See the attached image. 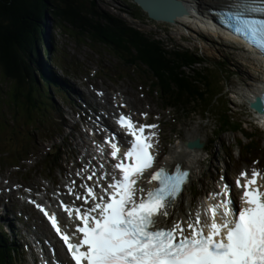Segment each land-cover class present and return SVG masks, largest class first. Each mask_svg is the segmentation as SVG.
Listing matches in <instances>:
<instances>
[{"label": "rangeland", "instance_id": "obj_1", "mask_svg": "<svg viewBox=\"0 0 264 264\" xmlns=\"http://www.w3.org/2000/svg\"><path fill=\"white\" fill-rule=\"evenodd\" d=\"M96 1L100 9L120 17V19L122 18L143 34L162 41L165 47H170V52L173 49L176 53L192 51L203 56L202 60L205 61V64L194 68L196 71L205 72L203 74L207 76L208 80L212 81H210V90H216V101L211 103L207 100L208 105H200L193 109L192 107L189 108L190 105L185 100L183 101L181 97H176L178 102L175 101L174 97H169L170 99L166 103L174 101L176 104H169V109H166L164 104L157 100L158 98L153 90L148 87V82L153 88L156 83L150 79L147 69L137 68L138 65L134 67L133 64L128 67L126 62L114 56L107 47L102 45L92 46L89 41L76 36L74 31L69 28L66 30L53 29L50 34V39L54 45L53 50L57 51L56 56L59 58L60 66L55 63L53 57L51 59L52 64L57 66L58 71H66L74 78L72 83L69 82V85L75 86L74 89L84 92L91 89V85L99 89L110 86L115 90V92L111 91L108 94L110 98H114L113 103H124L127 110L139 120L147 118V114L141 115L142 111L148 108L146 103H150L154 110H161L164 115L162 119L161 147L164 148L166 153L163 160L170 156L171 151L178 152L182 150L180 143L183 145V140L188 133L192 132V129L199 127L202 132L208 135L207 137L211 142L209 141L207 149L204 151V156H206L205 167L201 173L199 172L200 174L194 176L192 183L184 191V196L182 195L180 199L182 208L186 207L188 200L203 202L206 198L205 193L208 191L207 186L211 185L215 188L216 180L220 179L222 174H226L229 178L230 173L235 176L242 168L254 165L245 156L240 159L238 146L236 145L237 140H243L246 143L249 142L247 138L245 139L246 136L256 137L253 145L254 147L255 145L260 146V151H255V155L261 160V167L264 168V134L253 119H249V112L245 106L248 87H252L257 78H264L263 67L255 66L249 60L248 55L228 46H222V41L219 38L211 36L207 31L201 32L195 26L191 25L192 28H190L189 25H186L189 27H185L152 22L146 19L148 17L144 12L143 15L146 17L141 16V20L135 19L134 16L128 14L135 10L133 0ZM208 6L209 4H200V7ZM40 55L45 62L48 61L41 49ZM134 55L137 56L135 52ZM38 67L39 70L42 69L44 73L46 72L41 62H38ZM51 67L55 69L56 73L58 72L56 67ZM184 69L188 71V69ZM215 69H218L217 72ZM48 71L50 72V69ZM185 73L187 75V72ZM37 81L40 84L43 80H40L37 76ZM12 86L13 83L0 77V154L2 155L0 157V187L3 188H0V191L9 190L6 187L15 183L20 185L30 183L32 186L30 177L35 172H38V177L44 185L49 184L48 177H51L52 173V177L56 176V180L61 181V172L57 168L54 169L53 166L55 165L54 157L53 155L48 156V154L49 152L51 154L55 152L62 153L66 149L61 139V129L59 126L54 125L52 121L57 116L61 115L63 117L62 111L65 110L67 105H62L50 88H47L45 100L46 102L50 100L51 107L46 112H41L35 102L29 99L28 93V105H25V100L19 99V97H16L17 100L12 103L11 98L13 99V95H9L12 93ZM199 87L202 89V86ZM208 93L209 91H206L207 95ZM236 93L244 94L245 97L239 98ZM53 100L55 106L52 104ZM16 103H19L20 106H17ZM235 103L237 105L241 104V107L238 108L237 105H234ZM23 104L24 107H21ZM212 104H215V106L210 110ZM173 108L175 112L181 110L183 117H177L176 113L172 111ZM152 118L154 120V115ZM70 119L68 115H65L68 127L72 125ZM228 119L235 121L234 125ZM217 120H219L220 126L226 124V126L221 127L226 128L227 131L219 129ZM240 124L243 126L241 127ZM67 130L69 129H65V134ZM56 133H59L56 137L57 140L50 142L47 137L54 136ZM44 140L45 142L48 141L47 152H38L37 145L39 142H44ZM53 143L58 147L53 148ZM68 148L71 149V146ZM33 151L37 156L36 159H32L31 154ZM63 156L65 158L64 154ZM246 162L249 164H245ZM255 164L258 166V163ZM62 165L66 166L64 162ZM71 167L72 163H70ZM53 184L58 186L59 183ZM193 194H199V197L194 199ZM3 198H5L4 195ZM28 200L31 199L28 198ZM12 209L19 213V209L14 204L8 206V210L12 211ZM180 212L183 213V209L178 211L177 214ZM188 212L189 209L187 208L186 214ZM9 218H13V215H9ZM6 231L8 233V230ZM9 243L11 244V242ZM11 254L15 263L31 264L29 257H26V261H23V258L16 256L15 252Z\"/></svg>", "mask_w": 264, "mask_h": 264}, {"label": "snow or ice", "instance_id": "obj_2", "mask_svg": "<svg viewBox=\"0 0 264 264\" xmlns=\"http://www.w3.org/2000/svg\"><path fill=\"white\" fill-rule=\"evenodd\" d=\"M220 12L223 23L264 56V0H224ZM259 99L258 111L264 115V96ZM116 123L131 137L130 146L114 165L119 177L103 187L107 174L97 176L93 169L86 179L95 178L99 193L86 183L79 185L83 195L75 191V181L72 187L66 185L75 200L84 205L92 202L83 207L61 201L69 220L79 224L69 228L56 213L36 205L74 264H264V172L255 167L239 172L235 184L242 189V206H237L225 183L220 192L210 194L217 202L210 203L204 213L196 211L194 218L170 221L190 182V171L179 163L172 169L160 167L148 181L157 186L145 192L138 181L153 168L158 125L137 124L131 114H120ZM110 138L114 141L110 155L117 160L121 147L114 135Z\"/></svg>", "mask_w": 264, "mask_h": 264}, {"label": "trees", "instance_id": "obj_3", "mask_svg": "<svg viewBox=\"0 0 264 264\" xmlns=\"http://www.w3.org/2000/svg\"><path fill=\"white\" fill-rule=\"evenodd\" d=\"M133 7L135 10L128 14L140 20L141 16L146 17L136 4ZM68 28L92 46L107 47L128 67L133 64L134 67L138 65L137 68L147 69L150 79L156 83L154 89L148 82L149 88L164 103L169 97H174L176 102V97H181L190 105L189 108L194 109L208 105V101H216V90H210L211 80L203 74L205 72L194 68L205 64L203 56L192 51L176 53L173 49L170 52V47H165L162 41L143 34L122 18L100 9L95 0H0V77L13 83L12 93L9 94L13 95L12 103L19 97L28 105L30 97L42 108L47 93L45 86L37 83V76L47 83L48 79L38 67V62H42L40 49L43 47L48 61L53 57L60 62L56 53L51 55L53 43L51 39L47 41L46 36L53 29ZM206 91H209L208 95ZM166 104L176 103L171 101ZM16 105L20 106L19 103ZM228 120L234 125L235 121ZM249 139L253 141L256 137L250 136ZM0 264H13L10 251L1 244Z\"/></svg>", "mask_w": 264, "mask_h": 264}, {"label": "bare ground", "instance_id": "obj_4", "mask_svg": "<svg viewBox=\"0 0 264 264\" xmlns=\"http://www.w3.org/2000/svg\"><path fill=\"white\" fill-rule=\"evenodd\" d=\"M182 3L185 4V6L187 7L189 14L181 19H177L174 25H180V26H185V27H189L192 28V26L196 29H200L201 31H211L210 28H214L215 26L213 25V23L210 21L209 19V14L208 11L209 10H216L219 8L224 7V0H179ZM97 2V1H96ZM200 4H209L208 7H200ZM198 12H197V11ZM189 25V26H186ZM192 25V26H191ZM212 32V31H211ZM214 33V32H213ZM215 34V33H214ZM47 39H49V37H47ZM46 39V40H47ZM53 48V46H52ZM51 48V49H52ZM41 50H43V48L41 47ZM41 65L43 66L42 62ZM216 72L218 69H215ZM187 72H190L189 70ZM221 73L223 74V71L221 70ZM218 75V74H217ZM219 76V75H218ZM248 84V83H247ZM246 84V85H247ZM263 84L262 81H260L259 79H257L256 84L253 85L252 87L249 86L248 87V92L249 93H254L255 89H257L259 86H261ZM102 89H104L106 92H111L114 91V89H112V87L110 86H106L101 87ZM235 94V93H234ZM237 97L239 98H244L245 95H240L239 93H236ZM122 96V95H121ZM114 100V98H110L109 95H106V102L107 105L110 106L112 101ZM148 108H145L144 111H142V113H146L148 115V117L143 120L146 122H154L156 125H158V128L156 129L157 132V137H158V141L161 138V132H162V119L164 117L163 113L161 112V110L156 109L154 110L152 108V106L150 105V103H146ZM145 104V105H146ZM166 107L169 108V106L166 104ZM238 108L241 107V104L237 105ZM114 113V112H112ZM151 115H156L155 119L153 120V118H151ZM80 116L82 117H86V116H90V110L88 107H81L80 108ZM90 119H93V116L91 115ZM55 123L59 122L60 120H53ZM77 122V121H75ZM82 125H86L85 127L89 130H95V127L90 123H83L81 122ZM146 124V123H145ZM148 124V123H147ZM69 129L66 131L65 134V129ZM95 131V132H99ZM95 137H93V134L91 132H89L88 130L86 132H84L77 123H73L72 125H69L68 128V123H66L65 125H63L61 127V139L63 142V145L65 147H69L71 146L72 149V145L75 148V151H71L69 149L64 150V152L62 153H54L53 157H54V162L55 165L54 169H59V171L61 172L63 177V180L61 178V181L56 180V176H53V173L51 175V177H48V179L50 180L48 185H44L43 182H41L40 177H38V172L32 173L30 180L32 182V186L30 185V183H28V185H20V184H12L7 186L6 188L9 189L6 191L3 190L0 191V243L3 244L4 246H7L9 248V250H17V249H21L22 245L20 243H14V244H10L8 239H7V233H6V226L8 224L12 223V219L9 218V213H8V206L14 204L18 209H19V213L25 217L27 224L30 227L31 233L34 235V237L37 239L38 237H44L45 240L47 241H53L54 243V247L57 251L58 254L60 255H64L65 256V252L62 248V244L59 240L55 239V236H53L54 234L52 233L50 227L44 222L43 218V214L42 212L38 211V209L35 208L34 204L31 203L29 199H34L37 201H41L44 202V204L47 206V211H51V210H56L57 206H58V200L61 199L62 200V195L66 196V191H68V189L66 188V185L68 187H72V181L76 182V187H75V191L79 192L81 195L84 194V189L80 188L79 185L81 183H86L89 184H95V181H88L85 178L88 176V173L85 171L84 168V164L82 163L81 165H78V169L80 170V176H77V173L75 172V166L70 168V160L72 159V157L74 158L75 162H78L80 160V149L82 147V149L87 150V157H90V161H92L91 156L93 154H95L94 149L92 147V140L97 137V133H95ZM191 132V131H189ZM59 133H56L54 136L51 137H47V139L50 142H53L54 140H57V135ZM208 135H206L205 132H202L201 129L195 128L192 129V132L189 134H187V136L185 137V139L183 140V145L180 143L181 145V151L175 152L174 150L170 152V156L166 159L163 160V155L166 154L165 150L163 147H161V143L157 145L158 147V153L161 156V166L160 167H165V168H169L172 169L176 164H182L184 169L189 170L191 175H190V182L192 183V179L194 178V176H197L198 173L202 172V169L205 167L204 165L206 164L205 159L206 156H204L205 154V150L204 148H206L209 144L210 139L207 137ZM199 138L202 141L203 144V148L201 149H197V150H191L188 148L187 144L195 139ZM90 141H89V140ZM47 142H39L38 146V152H47ZM94 145V144H93ZM58 147V146H57ZM260 151V146H256L255 145V151ZM63 154L65 155V158L63 156ZM32 159H36L37 156L35 154V152L33 151L32 154ZM77 160V161H76ZM65 163V167L62 165V163ZM259 166H261V162L258 163V169L259 170ZM159 167V168H160ZM29 168V167H27ZM98 167L94 168L97 169ZM158 168V169H159ZM84 170L81 171V170ZM199 173V174H200ZM149 179L147 178V176H145L142 180H140V184L138 185L139 187L143 188L145 190V192H147V189L149 186H152V188H155L157 185L155 183H149L148 182ZM58 182V186H55L53 183ZM187 184L185 187V190H187L188 186L190 184ZM150 184V185H149ZM153 184V185H151ZM5 185V183H4ZM93 186V185H91ZM2 188V187H0ZM3 189V188H2ZM96 189V188H95ZM207 190L208 191H212L214 190V188L211 185L207 186ZM61 194V195H60ZM3 195L5 196V198H3ZM41 195V196H40ZM40 196V197H39ZM184 196V195H183ZM73 199H75V197H73ZM207 203H212L210 200L207 201ZM189 209V212L186 214V209ZM183 209V213H178V211H181ZM185 209V211H184ZM205 209V206H203L202 203H198L197 200H188L186 207L182 208V202L180 199H178L177 204H176V211L175 214L172 215L170 217V221H179L181 219L183 220H187L189 215H192L194 218V214L196 211H201L203 213V210ZM206 211V210H205ZM52 212V211H51ZM60 213V212H58ZM36 218V219H35ZM59 219L60 221L66 223V220H68L67 218H64L62 216V213L59 214ZM20 225H22L20 223ZM5 226V227H3ZM165 227L170 226L169 225H164ZM24 231L27 230V226L26 225H22ZM53 239V240H52ZM18 242V241H16ZM60 243V244H59ZM17 244V245H16ZM66 257V256H65ZM61 264V263H60Z\"/></svg>", "mask_w": 264, "mask_h": 264}, {"label": "water", "instance_id": "obj_5", "mask_svg": "<svg viewBox=\"0 0 264 264\" xmlns=\"http://www.w3.org/2000/svg\"><path fill=\"white\" fill-rule=\"evenodd\" d=\"M133 2L147 14L150 20L157 23L172 25L177 19L184 18L189 14L187 7L178 0H133ZM253 107L258 108L257 104ZM187 146L191 150L203 148L198 140L189 142Z\"/></svg>", "mask_w": 264, "mask_h": 264}, {"label": "clouds", "instance_id": "obj_6", "mask_svg": "<svg viewBox=\"0 0 264 264\" xmlns=\"http://www.w3.org/2000/svg\"><path fill=\"white\" fill-rule=\"evenodd\" d=\"M47 37H49V39H50V35H48ZM47 37H46V39H47ZM48 41H49V40H48ZM42 48H43V47H42ZM43 68H44V71L46 70V72H48V67L44 66ZM46 72H45V74L47 75Z\"/></svg>", "mask_w": 264, "mask_h": 264}]
</instances>
